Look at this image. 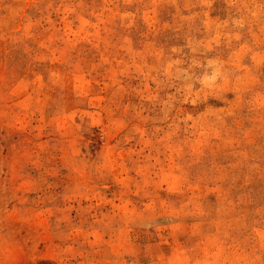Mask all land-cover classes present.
<instances>
[{
  "label": "rangeland",
  "instance_id": "rangeland-1",
  "mask_svg": "<svg viewBox=\"0 0 264 264\" xmlns=\"http://www.w3.org/2000/svg\"><path fill=\"white\" fill-rule=\"evenodd\" d=\"M0 264H264V0H0Z\"/></svg>",
  "mask_w": 264,
  "mask_h": 264
}]
</instances>
